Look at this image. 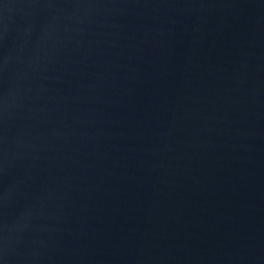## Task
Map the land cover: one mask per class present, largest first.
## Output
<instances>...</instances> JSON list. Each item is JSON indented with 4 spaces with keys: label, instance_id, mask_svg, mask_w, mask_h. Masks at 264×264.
Returning <instances> with one entry per match:
<instances>
[{
    "label": "water",
    "instance_id": "water-1",
    "mask_svg": "<svg viewBox=\"0 0 264 264\" xmlns=\"http://www.w3.org/2000/svg\"><path fill=\"white\" fill-rule=\"evenodd\" d=\"M0 264H264V0H0Z\"/></svg>",
    "mask_w": 264,
    "mask_h": 264
}]
</instances>
